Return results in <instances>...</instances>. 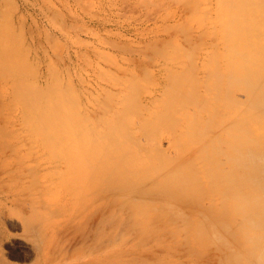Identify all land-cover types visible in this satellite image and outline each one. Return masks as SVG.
<instances>
[{"label": "rangeland", "instance_id": "obj_1", "mask_svg": "<svg viewBox=\"0 0 264 264\" xmlns=\"http://www.w3.org/2000/svg\"><path fill=\"white\" fill-rule=\"evenodd\" d=\"M262 139L264 0H0V264H167L115 260L138 207L181 264H264V182L239 184ZM169 189L192 217L145 195Z\"/></svg>", "mask_w": 264, "mask_h": 264}, {"label": "bare ground", "instance_id": "obj_2", "mask_svg": "<svg viewBox=\"0 0 264 264\" xmlns=\"http://www.w3.org/2000/svg\"><path fill=\"white\" fill-rule=\"evenodd\" d=\"M247 151H249V149L245 148V152H247ZM72 154H73V152H70V154L67 157L71 158ZM246 161H247V167H248L247 168V177H246V180H244V179L240 180L239 184L243 185L247 181L254 182L256 179L263 180V182H264V139H262L261 147L259 149L250 150V152L246 156ZM70 167H72V166H70ZM103 174H104L103 171L96 173V176H98V183L97 184L99 185V188L97 189V195H96V198H90L89 200H87V203H86V207L91 209L90 222L88 224L89 225V237L88 238L91 239L93 242H95L96 235L98 232H100L101 234H103L105 232V223H106L105 222V215H106L107 209H108L107 208L108 204L106 201V195H108V194H107L106 190L104 189L103 180H102ZM14 178H15L14 175L11 174L10 175V181L7 180L6 184L1 185V188H0V223H2L1 221L4 219V214L6 213L5 211H6V209H8L6 202L9 203L11 201L9 191L12 190L11 187L14 184ZM72 179H74L73 176H72ZM84 181H85V183H87L86 179H83V178L79 182H74V180L72 181L70 178V181H68L70 190L72 192L73 191L75 192V190H77L78 192L86 191L84 189V186H83ZM20 185H21V183H20ZM240 190H241L240 192L238 190L229 191L228 195L231 197H239V206H240V208L244 209L245 216H243V217H244V219H246L248 217L247 212H248V207H249V199L247 197L250 195L251 192L245 191V189L244 190L240 189ZM182 191L183 190L169 189V190H165L163 192H154V193L146 192L145 195H147V197L154 198V200H157L158 203L160 202V204H158V205H161L164 207V206L168 205L167 202H170L171 201L170 199H173L174 197L180 196ZM140 192L141 191L136 193V192H132V191L129 192L128 190H124L122 192H118V195L120 197L121 196L130 197L132 195L136 196V195L140 194ZM143 193H144V191H143ZM132 202H134V201L132 200ZM96 205H97V207H96ZM122 205L123 204L120 202L119 207ZM132 205H134V203H132ZM95 207H96V209H95ZM126 207H127V205H126ZM226 207L229 208L230 204L228 203L226 205ZM125 210H127V208ZM167 213H168V215L175 214V213H182L187 217H192V214H193L190 211V208L187 207V204L185 202L184 203H175V202H173V200H172L171 204L167 206ZM254 213H255L254 217L258 216V218H260V214H262L261 209H259L258 211L254 212ZM123 216L121 215V217H123ZM127 217L128 218H127L126 222H128V223H126V222L124 223L127 228L121 232V237H120V239H121L120 241H125V240H127V241L125 244H122L120 246V249H117L119 251L117 252V256L115 257L116 258L115 260H118V262H119V260L123 259V254L127 253L131 256H135L141 262H145V263L154 262V261L158 260V261L164 262V263L168 262L167 264H177V263L181 264V262L183 261V258H181V257L186 255V254H183V255L181 254L179 257H174L175 252H171L170 242L167 243L164 241L165 242L164 243L161 241V238L164 235V234L162 235L163 232L161 230H162L163 226H166L167 224H168V226H172V223H173L172 218H170L168 220L162 219L158 214L157 215H154L152 213L150 214V212H148V210H145L142 207H138L137 209H131V211L127 214ZM191 221H193V219ZM95 222L97 223V228L95 230H92L91 225ZM157 226H161V227L159 229H157L156 228ZM243 230H244V232H242V233H245L246 226L244 227ZM174 231L176 232V230H173V232ZM0 235H1V232H0ZM165 240H166V238H165ZM91 245H88V246H90V248H91ZM176 250H178V249H176ZM182 250H184V249H182ZM79 255H80L79 253H76V255H75L76 258ZM105 259H107L105 256L101 257V258H93L92 263L89 262L88 264H103ZM74 260L77 261L78 259H74ZM46 264H47V261H46Z\"/></svg>", "mask_w": 264, "mask_h": 264}]
</instances>
